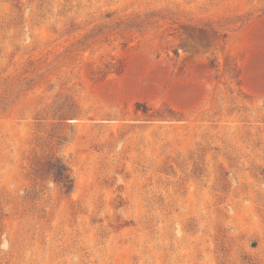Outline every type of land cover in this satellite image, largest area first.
I'll use <instances>...</instances> for the list:
<instances>
[{
	"label": "rangeland",
	"instance_id": "rangeland-1",
	"mask_svg": "<svg viewBox=\"0 0 264 264\" xmlns=\"http://www.w3.org/2000/svg\"><path fill=\"white\" fill-rule=\"evenodd\" d=\"M0 264H264V0H0Z\"/></svg>",
	"mask_w": 264,
	"mask_h": 264
},
{
	"label": "trees",
	"instance_id": "trees-1",
	"mask_svg": "<svg viewBox=\"0 0 264 264\" xmlns=\"http://www.w3.org/2000/svg\"><path fill=\"white\" fill-rule=\"evenodd\" d=\"M46 166L47 171L61 189L67 194L72 193L75 182L67 161L61 156H56L52 161L47 162Z\"/></svg>",
	"mask_w": 264,
	"mask_h": 264
}]
</instances>
